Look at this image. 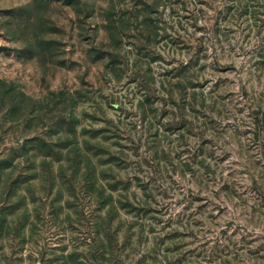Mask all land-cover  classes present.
Returning a JSON list of instances; mask_svg holds the SVG:
<instances>
[{"label": "rangeland", "instance_id": "1", "mask_svg": "<svg viewBox=\"0 0 264 264\" xmlns=\"http://www.w3.org/2000/svg\"><path fill=\"white\" fill-rule=\"evenodd\" d=\"M0 264H264V0H0Z\"/></svg>", "mask_w": 264, "mask_h": 264}]
</instances>
